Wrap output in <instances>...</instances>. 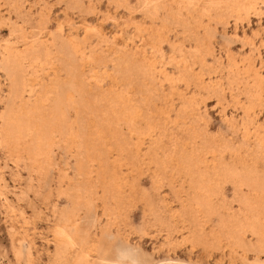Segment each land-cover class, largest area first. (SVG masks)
Masks as SVG:
<instances>
[{
  "label": "rangeland",
  "instance_id": "1",
  "mask_svg": "<svg viewBox=\"0 0 264 264\" xmlns=\"http://www.w3.org/2000/svg\"><path fill=\"white\" fill-rule=\"evenodd\" d=\"M30 44L45 105L0 134V264H55L65 215L85 264H264V0H0V115Z\"/></svg>",
  "mask_w": 264,
  "mask_h": 264
},
{
  "label": "bare ground",
  "instance_id": "2",
  "mask_svg": "<svg viewBox=\"0 0 264 264\" xmlns=\"http://www.w3.org/2000/svg\"><path fill=\"white\" fill-rule=\"evenodd\" d=\"M2 3V2H1ZM52 41V40H50ZM76 45V43H75ZM37 47L35 44H30L24 49L13 48L10 45L5 46L3 54V64H7L10 74L12 75V90L9 96V108L3 112L0 117L3 120V126L0 127V134H5L7 141L11 144L17 145L24 138V136L31 132V129L35 125L37 117L44 112V100H38L36 102L31 101L32 93H34V87L26 88L22 80L19 79L20 63L28 59L31 64L37 61L40 57L37 56ZM72 52V51H71ZM28 55H31L29 57ZM72 55V54H71ZM70 57V53H69ZM72 72H70L71 74ZM73 84L64 81L60 82L55 87L56 94L54 98V108L52 111H48L46 117L48 122L53 125L56 120H59V124L68 125L67 120V107L74 101V97L71 94L73 90ZM29 92L28 98L24 99L25 92ZM20 102V106L23 107V111H18L17 104ZM16 104V109L14 108ZM71 105V104H70ZM2 112V111H1ZM46 122L49 126H51ZM65 126V125H64ZM42 190V189H41ZM8 191V190H7ZM80 232V227L77 225H70L69 216L65 215L62 225L58 230V237L61 239L57 260L55 264H85L86 258L82 255L83 252H76L72 256L68 255V249H70L77 242L76 238ZM64 245V247H62ZM120 256L130 257L131 263L136 264L138 261L134 256L124 251Z\"/></svg>",
  "mask_w": 264,
  "mask_h": 264
}]
</instances>
